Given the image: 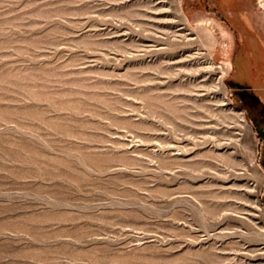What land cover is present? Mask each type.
Here are the masks:
<instances>
[{
    "label": "rangeland",
    "instance_id": "obj_1",
    "mask_svg": "<svg viewBox=\"0 0 264 264\" xmlns=\"http://www.w3.org/2000/svg\"><path fill=\"white\" fill-rule=\"evenodd\" d=\"M0 264H264V0H0Z\"/></svg>",
    "mask_w": 264,
    "mask_h": 264
},
{
    "label": "bare ground",
    "instance_id": "obj_2",
    "mask_svg": "<svg viewBox=\"0 0 264 264\" xmlns=\"http://www.w3.org/2000/svg\"><path fill=\"white\" fill-rule=\"evenodd\" d=\"M226 72H227V69L225 68L222 73H226Z\"/></svg>",
    "mask_w": 264,
    "mask_h": 264
}]
</instances>
